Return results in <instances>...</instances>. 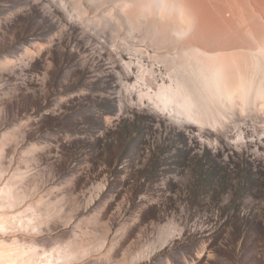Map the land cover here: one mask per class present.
Masks as SVG:
<instances>
[{
    "label": "rangeland",
    "instance_id": "1",
    "mask_svg": "<svg viewBox=\"0 0 264 264\" xmlns=\"http://www.w3.org/2000/svg\"><path fill=\"white\" fill-rule=\"evenodd\" d=\"M133 3L0 0V238L51 264H264V61L210 95L184 26Z\"/></svg>",
    "mask_w": 264,
    "mask_h": 264
},
{
    "label": "bare ground",
    "instance_id": "2",
    "mask_svg": "<svg viewBox=\"0 0 264 264\" xmlns=\"http://www.w3.org/2000/svg\"><path fill=\"white\" fill-rule=\"evenodd\" d=\"M133 2L138 3L141 8L147 6L155 10L157 15H159L161 11L168 14L167 17L170 16L177 27L180 26L182 28V26H184L185 30L183 33L181 30V35L189 32V36L184 43L188 46H194V57H197V61L204 66L209 74L208 78L210 77L212 81H209L210 79L205 77V79H208L206 80L208 82H204L206 85L211 82L209 86L210 84H214L215 90L212 85L210 89H208L206 85V87L202 86L204 85V79L200 80L199 78L203 76H197L198 78L196 77L197 79H195L194 75V80L191 77L190 79L194 81L196 87L198 86L196 83L202 81L199 88L202 86V88L205 87L207 91L210 90V95H212V89L214 94L218 95V97L221 96L220 93L222 92L221 89H223V85H220V83L224 80H228L229 82V74L231 75L233 73V75H231V77L233 76L232 79H236V77H238V79L241 78L238 76L243 74H238L242 72L241 66L243 67L248 63L257 65L259 61H264V0H132V3ZM181 35L179 34V36ZM189 54L191 53L188 52V55L185 53L184 56L190 57ZM191 58L192 57H190V59ZM194 61L196 67L199 66L197 61ZM235 65L239 67L236 69ZM232 67L237 70V73H235L234 70L230 73L231 70L226 74L229 70L228 68L232 69ZM244 68L246 69V67ZM200 70H202V67ZM200 70H198V72ZM190 73L194 74V72L191 71ZM203 73L205 72L203 71ZM206 73L204 76H207ZM198 74L202 75V73ZM236 74L237 76L235 77L234 75ZM188 75L186 77L188 81L185 80L186 84L189 82ZM225 75L229 79L224 77ZM244 76L246 77V75ZM198 79L199 81H197ZM230 81H233L232 86L230 85L232 82H226L224 88L228 89L230 85L233 89L236 83L240 84V82H236L234 85V81H237V79ZM176 83L179 84V82ZM184 86L185 85H183V87ZM237 86L238 85L235 87L237 88ZM240 86L242 87V85ZM231 88L229 91L230 93ZM236 88H234V90H236ZM235 92L237 93V90ZM222 93L224 94V89ZM227 93L225 92V96H222L226 98L228 95ZM183 98L186 101L188 100L187 95H184V93ZM165 113L168 114L167 112ZM0 225L2 226V224ZM30 250L29 252H31ZM26 253L27 251L24 245L19 240L13 239L12 241H8L7 238H0V264H51L49 263L50 259L47 258L49 257L48 255H43L44 257L41 259V256H38L34 252L30 255Z\"/></svg>",
    "mask_w": 264,
    "mask_h": 264
}]
</instances>
